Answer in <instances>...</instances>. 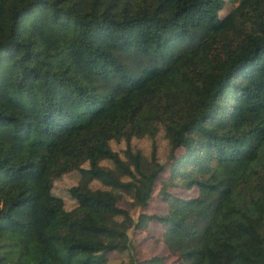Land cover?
Returning a JSON list of instances; mask_svg holds the SVG:
<instances>
[{
	"label": "trees",
	"instance_id": "1",
	"mask_svg": "<svg viewBox=\"0 0 264 264\" xmlns=\"http://www.w3.org/2000/svg\"><path fill=\"white\" fill-rule=\"evenodd\" d=\"M223 3L0 0V264H139L151 222L177 264H264V0Z\"/></svg>",
	"mask_w": 264,
	"mask_h": 264
},
{
	"label": "rangeland",
	"instance_id": "2",
	"mask_svg": "<svg viewBox=\"0 0 264 264\" xmlns=\"http://www.w3.org/2000/svg\"><path fill=\"white\" fill-rule=\"evenodd\" d=\"M223 8L218 12L219 17L225 15L230 11L237 3V0H223ZM155 144V155L158 160L165 161L167 154V144L162 138L161 132L159 131L152 139L148 137L132 138L130 144L132 147L137 148L140 152L148 157L150 153L151 143ZM110 145L113 150L119 151L124 147V142L110 141ZM166 173L160 175V179L164 178ZM77 174L74 171H70L62 174L58 178L52 180V194L60 197L66 208H71L73 206V201L69 198L66 192V188L76 182ZM159 185H155L152 190V197L148 202V205L142 210L146 213L158 212L162 213L164 211L165 205L157 198L156 192ZM175 192L174 190H171ZM178 192V191H176ZM181 194V193H178ZM195 191L192 190L188 193H183L184 196H193ZM121 208L127 209L130 214L135 217V211H133L125 200H121L117 203ZM148 231H132L129 230L127 235L129 237L130 243L132 245L131 255L136 263H143L152 256L164 257L163 261L166 264H177L173 258L166 256V251L161 243H159V236L162 227L155 222L148 224ZM151 234L152 236H149ZM154 240H157L155 242ZM129 260L126 254H120L118 252H111L107 255L106 262L104 264H128Z\"/></svg>",
	"mask_w": 264,
	"mask_h": 264
}]
</instances>
